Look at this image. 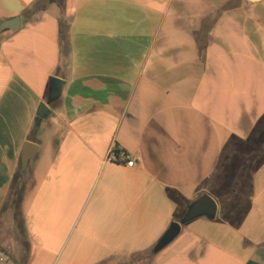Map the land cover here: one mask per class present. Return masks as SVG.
I'll list each match as a JSON object with an SVG mask.
<instances>
[{
    "label": "crops",
    "instance_id": "obj_1",
    "mask_svg": "<svg viewBox=\"0 0 264 264\" xmlns=\"http://www.w3.org/2000/svg\"><path fill=\"white\" fill-rule=\"evenodd\" d=\"M37 1L0 0V23L21 19L0 36V214L40 147L28 264H264V0ZM51 77L66 85L41 141ZM114 146L133 169L106 161ZM204 195L216 219L151 255Z\"/></svg>",
    "mask_w": 264,
    "mask_h": 264
},
{
    "label": "water",
    "instance_id": "obj_2",
    "mask_svg": "<svg viewBox=\"0 0 264 264\" xmlns=\"http://www.w3.org/2000/svg\"><path fill=\"white\" fill-rule=\"evenodd\" d=\"M250 3H259L263 0H248ZM60 0H50V4H57ZM21 28V19L15 18L11 20H5L0 23V36L6 32H14ZM66 82L57 77H51L49 80V93L46 103H42L39 106L37 112V118L35 121L36 129H39L42 122L51 115L50 106L57 102L64 90ZM39 145L32 142L25 144L20 158V172L24 173L32 161V159L39 152ZM218 204L214 199L208 195L201 196L194 202H192L183 217L179 222H174L170 225L168 230L160 238L153 248L154 254H159L168 246H170L181 234L182 228L189 223L203 219L208 221H214L218 214Z\"/></svg>",
    "mask_w": 264,
    "mask_h": 264
},
{
    "label": "trees",
    "instance_id": "obj_3",
    "mask_svg": "<svg viewBox=\"0 0 264 264\" xmlns=\"http://www.w3.org/2000/svg\"><path fill=\"white\" fill-rule=\"evenodd\" d=\"M47 4H48V0H39L34 4L33 10L34 11L40 10L44 8ZM31 13H33V11ZM67 38H68L67 28H65V26L63 25V22L60 21V45L64 49L66 48V45H67ZM55 103H53L51 106H53ZM29 140L32 141L31 136ZM259 142H256L254 146L261 154L260 157L262 156L264 158V141H261L260 143ZM23 178H24V173H21L20 168H19L13 178L12 184L10 186V191L8 193L4 206L5 208L9 207L10 209L15 210L14 223L19 224V230L21 234L20 236L23 242L22 244L24 248H27L29 243H28V236L26 232L25 218L22 212V204H23V198H24V193H25ZM181 218H182V215H180L179 212L176 213L173 223L179 222ZM151 255H154L153 250L151 251ZM28 259H29V254L26 249L24 251V254L20 257V259L17 260V262L15 261L13 262L14 264H28Z\"/></svg>",
    "mask_w": 264,
    "mask_h": 264
},
{
    "label": "rangeland",
    "instance_id": "obj_4",
    "mask_svg": "<svg viewBox=\"0 0 264 264\" xmlns=\"http://www.w3.org/2000/svg\"><path fill=\"white\" fill-rule=\"evenodd\" d=\"M46 133H47V122H45L41 126V129L38 131V137L42 138L40 139L41 141L45 140L44 136L46 135ZM26 171L24 172L25 176L23 178L25 193L28 192V190L30 191L33 186V182L32 180H30L29 175L26 174ZM14 215H15L14 209H10L9 207L5 208V206L3 205L0 214V250H3L6 253H8L10 257L13 259V261L17 262V260H19L20 257L24 254L25 248L23 247L22 244L23 242L20 236L21 234L19 230V224L14 223Z\"/></svg>",
    "mask_w": 264,
    "mask_h": 264
},
{
    "label": "built area",
    "instance_id": "obj_5",
    "mask_svg": "<svg viewBox=\"0 0 264 264\" xmlns=\"http://www.w3.org/2000/svg\"><path fill=\"white\" fill-rule=\"evenodd\" d=\"M106 161L108 163L122 165L130 169L135 167V161L132 159L131 155L119 146L110 148ZM0 264H14L11 257L2 250H0Z\"/></svg>",
    "mask_w": 264,
    "mask_h": 264
}]
</instances>
